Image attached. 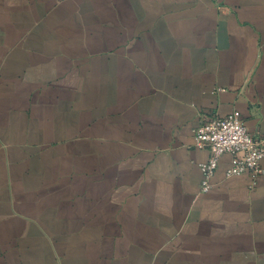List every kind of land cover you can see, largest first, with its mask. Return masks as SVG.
Wrapping results in <instances>:
<instances>
[{
  "label": "crops",
  "instance_id": "0c3cea01",
  "mask_svg": "<svg viewBox=\"0 0 264 264\" xmlns=\"http://www.w3.org/2000/svg\"><path fill=\"white\" fill-rule=\"evenodd\" d=\"M233 111L264 140V0H0V264H264V157L201 190Z\"/></svg>",
  "mask_w": 264,
  "mask_h": 264
},
{
  "label": "built area",
  "instance_id": "2783aa9c",
  "mask_svg": "<svg viewBox=\"0 0 264 264\" xmlns=\"http://www.w3.org/2000/svg\"><path fill=\"white\" fill-rule=\"evenodd\" d=\"M194 148L208 151L206 161L198 165L203 181L201 190L210 187V178L223 155L231 156L227 176L248 173L252 184L261 174L260 163L264 157V140L252 136L236 111L224 116H200L193 130Z\"/></svg>",
  "mask_w": 264,
  "mask_h": 264
}]
</instances>
